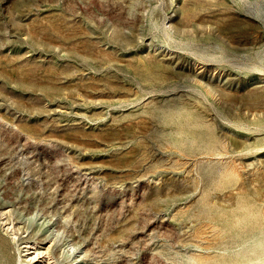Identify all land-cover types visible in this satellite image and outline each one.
<instances>
[{
    "label": "rangeland",
    "instance_id": "rangeland-1",
    "mask_svg": "<svg viewBox=\"0 0 264 264\" xmlns=\"http://www.w3.org/2000/svg\"><path fill=\"white\" fill-rule=\"evenodd\" d=\"M72 251L264 264V0H0V264Z\"/></svg>",
    "mask_w": 264,
    "mask_h": 264
},
{
    "label": "bare ground",
    "instance_id": "bare-ground-1",
    "mask_svg": "<svg viewBox=\"0 0 264 264\" xmlns=\"http://www.w3.org/2000/svg\"><path fill=\"white\" fill-rule=\"evenodd\" d=\"M31 245V244H30ZM28 246V245H27ZM74 252L75 251H72V253H71V260H70V264H84V262L79 258V257H77V255L76 254H74ZM44 253V252H43ZM45 254V253H44ZM36 255H38V257H39V254H35V256H33V257H31V258H35L36 257ZM44 256V255H43ZM45 257V256H44ZM49 258V257H48ZM36 259V258H35ZM40 259V258H39ZM52 259V258H51ZM51 259H49L48 261H47V263L46 264H60V260L57 258V257H55V259H53V260H51ZM43 261V260H42ZM41 261V262H42ZM42 263H44V262H42Z\"/></svg>",
    "mask_w": 264,
    "mask_h": 264
}]
</instances>
